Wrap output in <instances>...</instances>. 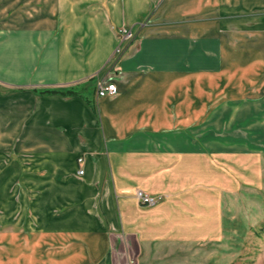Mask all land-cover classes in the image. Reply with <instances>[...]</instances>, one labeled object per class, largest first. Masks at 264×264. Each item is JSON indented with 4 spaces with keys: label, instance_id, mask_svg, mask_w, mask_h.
<instances>
[{
    "label": "crops",
    "instance_id": "crops-1",
    "mask_svg": "<svg viewBox=\"0 0 264 264\" xmlns=\"http://www.w3.org/2000/svg\"><path fill=\"white\" fill-rule=\"evenodd\" d=\"M11 3L0 147L18 148V170L0 193L20 178V236L2 238L20 239V264L215 260L218 174L264 161V0ZM101 81L116 93L99 96ZM137 189L161 200L141 204ZM0 204V226L13 224Z\"/></svg>",
    "mask_w": 264,
    "mask_h": 264
},
{
    "label": "rangeland",
    "instance_id": "rangeland-1",
    "mask_svg": "<svg viewBox=\"0 0 264 264\" xmlns=\"http://www.w3.org/2000/svg\"><path fill=\"white\" fill-rule=\"evenodd\" d=\"M14 1L9 0L8 6L16 8V4L11 3ZM17 150L15 146L0 147V176L8 169L18 170ZM241 172L243 175L233 171L218 174L229 192L218 191L222 206H218L216 258L202 257L201 264H264V161L252 157ZM19 185L20 178L15 179L11 194L0 193V203L15 206L16 214L13 224L0 226V264H20V239L19 242L11 241L14 237L2 239L12 233L20 236V193L16 188ZM160 200L161 196L157 202ZM16 206L19 207L16 209ZM6 212L0 207V214L6 215ZM200 245L202 250H213V244ZM10 248L13 255L17 253L18 259H8Z\"/></svg>",
    "mask_w": 264,
    "mask_h": 264
},
{
    "label": "built area",
    "instance_id": "built-area-1",
    "mask_svg": "<svg viewBox=\"0 0 264 264\" xmlns=\"http://www.w3.org/2000/svg\"><path fill=\"white\" fill-rule=\"evenodd\" d=\"M120 35H121V41H128L132 38V32L130 29H127L126 27H122L120 30ZM116 53H121L122 52V46L118 45L116 46L115 49ZM117 91V87L115 82L113 81H101L98 86H97V94L99 96H104V95H113L115 94ZM83 158L82 157H78L77 158V163L80 164L82 162ZM77 174L78 175H82L83 174V168L80 166L77 169ZM135 195L138 199V201L141 204H145V205H152L154 203H156L159 199V196H152L149 195L147 193H145L143 190L141 189H137L135 192Z\"/></svg>",
    "mask_w": 264,
    "mask_h": 264
},
{
    "label": "trees",
    "instance_id": "trees-1",
    "mask_svg": "<svg viewBox=\"0 0 264 264\" xmlns=\"http://www.w3.org/2000/svg\"><path fill=\"white\" fill-rule=\"evenodd\" d=\"M44 92H58V91L57 90H44ZM71 92H72L71 90H68V93H71Z\"/></svg>",
    "mask_w": 264,
    "mask_h": 264
}]
</instances>
